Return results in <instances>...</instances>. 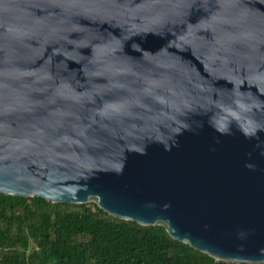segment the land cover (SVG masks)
Segmentation results:
<instances>
[{
	"label": "water",
	"instance_id": "obj_1",
	"mask_svg": "<svg viewBox=\"0 0 264 264\" xmlns=\"http://www.w3.org/2000/svg\"><path fill=\"white\" fill-rule=\"evenodd\" d=\"M0 195L264 264V0H0Z\"/></svg>",
	"mask_w": 264,
	"mask_h": 264
},
{
	"label": "trees",
	"instance_id": "obj_2",
	"mask_svg": "<svg viewBox=\"0 0 264 264\" xmlns=\"http://www.w3.org/2000/svg\"><path fill=\"white\" fill-rule=\"evenodd\" d=\"M0 264H225L95 205L0 195Z\"/></svg>",
	"mask_w": 264,
	"mask_h": 264
}]
</instances>
